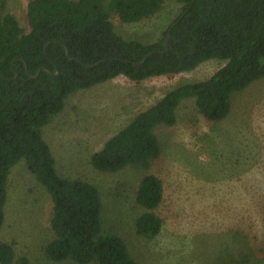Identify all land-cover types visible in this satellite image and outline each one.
<instances>
[{
    "label": "trees",
    "instance_id": "1",
    "mask_svg": "<svg viewBox=\"0 0 264 264\" xmlns=\"http://www.w3.org/2000/svg\"><path fill=\"white\" fill-rule=\"evenodd\" d=\"M177 1L182 11L161 37L149 43L118 33L112 12L123 22H139L159 12L164 0H108L107 4L104 0H28L25 26L11 12L0 14V229L9 176L25 160L52 196L51 225L56 237L46 248L50 258H72L79 264H139L123 238L103 234L99 188L58 172L43 127L80 89L121 75L135 81L176 75L212 58L227 62L208 79L180 84L137 113L92 154L91 162L107 172L147 164L161 150L156 128L174 125L186 98H195L198 112L209 120L225 119L233 93L264 77V0ZM42 67L51 72L42 69L37 77L31 76ZM57 70L55 76L52 72ZM163 198L162 179L144 176L137 202L151 210ZM161 229L162 219L152 211L137 220L139 234L156 236ZM14 259L12 244L1 242L0 262L11 264ZM23 264L28 261L23 259Z\"/></svg>",
    "mask_w": 264,
    "mask_h": 264
},
{
    "label": "rangeland",
    "instance_id": "2",
    "mask_svg": "<svg viewBox=\"0 0 264 264\" xmlns=\"http://www.w3.org/2000/svg\"><path fill=\"white\" fill-rule=\"evenodd\" d=\"M27 2L0 0V14L11 12L25 26ZM181 11L177 0H164L159 12L139 22H123L116 12L111 19L118 33L149 43ZM226 62L212 58L176 75L142 81L121 75L80 89L43 127L58 172L99 188L103 234L123 238L139 264H264V77L234 92L230 114L219 121L199 113L195 98L184 99L177 122L156 128L161 150L147 164L107 172L91 162L92 154L137 113L180 84L208 79ZM148 174L159 176L164 185L161 205L151 210L136 200ZM147 211L162 219L156 236L137 232V220ZM52 215L50 192L21 160L9 176L0 229V243L14 248L11 264H23V259L28 264H79L48 255L47 245L56 237Z\"/></svg>",
    "mask_w": 264,
    "mask_h": 264
},
{
    "label": "water",
    "instance_id": "3",
    "mask_svg": "<svg viewBox=\"0 0 264 264\" xmlns=\"http://www.w3.org/2000/svg\"><path fill=\"white\" fill-rule=\"evenodd\" d=\"M170 32H171V30H169V31L167 32V35H166V38H165V45H166L167 47H168V40H169ZM66 48H67V54H69V49H68V47H66ZM150 54H151V52L148 53V54L144 57V59H143L142 61H140V63L144 62L145 59H146ZM26 69H27V71H28L27 63H26ZM42 69H46V70H49V71L51 72V70H50L48 67H42V68L37 72L36 75H31V76H32V77H37V76L40 74V72H41ZM52 73H53L55 76H57V75H59V70H57L56 72H52Z\"/></svg>",
    "mask_w": 264,
    "mask_h": 264
}]
</instances>
